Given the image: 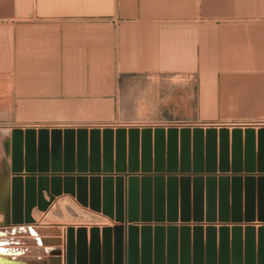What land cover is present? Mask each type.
Listing matches in <instances>:
<instances>
[{
	"label": "rangeland",
	"instance_id": "374dc122",
	"mask_svg": "<svg viewBox=\"0 0 264 264\" xmlns=\"http://www.w3.org/2000/svg\"><path fill=\"white\" fill-rule=\"evenodd\" d=\"M195 76L124 84L109 125L22 127L0 114V264H130L133 240L165 251L166 264L188 249L192 264L196 251L219 264L228 224L231 264L234 250L249 264V246L258 262L264 123L206 112Z\"/></svg>",
	"mask_w": 264,
	"mask_h": 264
},
{
	"label": "crops",
	"instance_id": "0c3cea01",
	"mask_svg": "<svg viewBox=\"0 0 264 264\" xmlns=\"http://www.w3.org/2000/svg\"><path fill=\"white\" fill-rule=\"evenodd\" d=\"M187 74L209 114L264 123V0H0L3 122L114 124L124 84Z\"/></svg>",
	"mask_w": 264,
	"mask_h": 264
},
{
	"label": "water",
	"instance_id": "95a60500",
	"mask_svg": "<svg viewBox=\"0 0 264 264\" xmlns=\"http://www.w3.org/2000/svg\"><path fill=\"white\" fill-rule=\"evenodd\" d=\"M16 180H14L15 182ZM34 204H32L31 206H29L28 210H31L32 208H34L33 206ZM13 213H14V216L17 215V210L18 209V201L16 198H14V203H13ZM254 216V214H252ZM240 216V215H239ZM26 222L24 224H31V223H34L33 220L30 218L29 214H27V217H26ZM238 220H241L239 218H236ZM254 219H255V216H254ZM20 221V222H19ZM14 224H21L23 223L21 220H17L16 218H14V221H13ZM238 230H236L235 234L237 233ZM221 251H220V263L219 264H231L230 262V258H231V244H230V232L231 230L228 228V227H223V229L221 230ZM239 233V232H238ZM144 239V238H143ZM137 242V241H135ZM134 240L132 241V243L130 244L131 248L129 250V252H127L128 256H129V259L131 260L130 261V264H140L139 263V259L141 257V255H143L145 258H149V260L153 257L154 255V252H155V258L158 259V261L156 262V264H166L164 261H161L163 260V255L166 254L165 251L163 250H160V249H156L155 251H153V246L151 243L149 242H145V240L143 241H139L138 240V243L135 245L134 243ZM176 242V241H175ZM174 242V243H175ZM238 242V243H236ZM240 241L238 240H235L234 243L236 245H240L241 246V242L239 243ZM134 244V245H133ZM262 244L264 245V242H262ZM157 247H160L162 248L163 247V243L160 244V243H156ZM149 246V247H147ZM172 248V247H170ZM240 248V247H239ZM248 248V251H247V257L249 258V264H264V251L260 250L259 251V260L258 262L255 261V249L253 246H249ZM264 249V248H263ZM181 253H182V250H181ZM178 245L174 246V251H172L171 249L168 250V255H173V258H178ZM196 254V261H195V264H204V261H203V253L199 251H196L195 252ZM183 255V254H182ZM242 253L238 250H234V256H233V264H241L239 263L236 259H241L242 258ZM171 257V256H170ZM193 257V254L191 252L190 249L188 250H185L184 251V259H186V261H183L182 264H192L190 258ZM214 256H210L209 255V258H213ZM143 264H152V262L150 263H143ZM169 264H178L176 261H172L170 262ZM208 264H215V261H213L212 259L208 262Z\"/></svg>",
	"mask_w": 264,
	"mask_h": 264
},
{
	"label": "bare ground",
	"instance_id": "6f19581e",
	"mask_svg": "<svg viewBox=\"0 0 264 264\" xmlns=\"http://www.w3.org/2000/svg\"><path fill=\"white\" fill-rule=\"evenodd\" d=\"M264 161V160H263ZM236 216V215H235ZM241 222V221H240ZM39 242V241H38ZM40 246V245H39ZM47 252V251H46ZM3 253V252H2ZM48 255V254H47Z\"/></svg>",
	"mask_w": 264,
	"mask_h": 264
}]
</instances>
